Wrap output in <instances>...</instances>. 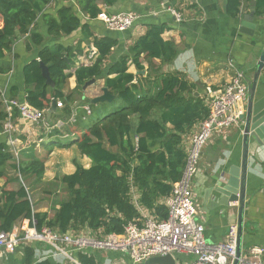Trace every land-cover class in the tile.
I'll use <instances>...</instances> for the list:
<instances>
[{
    "label": "trees",
    "instance_id": "16d2710c",
    "mask_svg": "<svg viewBox=\"0 0 264 264\" xmlns=\"http://www.w3.org/2000/svg\"><path fill=\"white\" fill-rule=\"evenodd\" d=\"M52 1L0 0V19L3 21L0 58L12 52L18 36L26 35L28 51L40 46L38 58L23 67L25 100L49 112H54L53 100H61L64 104L61 115L69 119L73 114L72 104L77 100L76 92L81 93L84 84L95 78L104 79V86L115 96L112 102L120 107L98 117L93 123L85 121L88 115L85 110L76 113V122L79 121L82 133L67 134L68 137L76 135L72 141L61 142L55 137L69 130L55 129L50 139L61 146L75 144L80 154L91 160L90 166L76 162L73 173L56 177V186L66 190L68 196L57 202L59 207L53 205L52 212L37 211L30 189L23 183L17 189L4 187L0 194V232L11 231L20 219L27 218L35 220L39 229L48 226L65 232L87 226L105 233H121L127 222L142 217L138 206L161 219L166 218L168 210L162 201L183 174L187 156L184 139L209 114L206 97L195 93L196 84L190 82L183 72L156 71L154 59H160L161 64L169 63L178 54L174 42L162 36L165 25L151 24L146 33L129 46L126 54L108 64V57L118 40L95 36L71 5L58 7L56 16L46 12ZM100 1L106 4L116 2L77 0L81 12L90 19L97 18L101 12ZM228 2L230 13L239 12L241 0ZM255 14L264 17V0H256ZM40 15L48 34L54 39L81 28L85 38H90L97 49L93 62L82 64L71 72L77 57L84 51L81 41L75 45L47 44L37 29ZM40 61L48 66L55 86L46 84ZM144 61L148 62L147 69ZM131 65L136 67L137 74L129 71ZM9 70L10 67L0 65V73ZM73 75L77 85L71 89L69 79ZM19 90L17 86H11L7 89V96L20 99ZM18 115L19 110L15 109V116ZM6 116L5 109L0 107V130ZM84 121L86 124H82ZM51 144L46 147L50 148L48 145ZM10 148L7 139L0 142V177L12 168L17 169L23 180H31V187L40 183L45 174V160L36 155L34 147L25 149L23 158L18 160ZM13 180L19 182L18 178ZM133 194L137 195L138 204ZM35 245L23 247L22 264H56L52 258L35 262ZM76 257L82 264H97L95 257L89 254L79 252Z\"/></svg>",
    "mask_w": 264,
    "mask_h": 264
},
{
    "label": "crops",
    "instance_id": "0c3cea01",
    "mask_svg": "<svg viewBox=\"0 0 264 264\" xmlns=\"http://www.w3.org/2000/svg\"><path fill=\"white\" fill-rule=\"evenodd\" d=\"M228 3V0H116L113 4H106L100 1L101 12L108 14L135 12L137 14V19L133 26L125 31L110 30L101 20L88 18L81 12L77 0H53L47 6L46 12L56 16L58 7L71 5L81 17L82 22L88 23L90 31L95 36H110L117 39L118 44L111 51L107 60L108 64L126 54L129 46L139 36L145 34L151 24L165 25L166 28L162 36L165 40L174 42L178 49V54L169 63L161 64L160 59H154L156 71L183 72L190 82L196 84L197 91L195 93L205 96L208 87L213 89L222 87L232 79L237 71H243L247 81L252 79L264 47V17L255 14L254 21L258 26L254 30L247 28V26H242L245 15L255 8L256 0H241L239 12L236 14L230 13ZM169 7L181 12L183 20L177 21ZM2 25L3 21L0 19V27ZM37 29L44 35L46 43L49 45L54 43L75 45L81 41L84 51L77 57L75 64L70 69L71 72H74L82 64L89 65L93 62V60L88 62V54L89 49L95 46L90 38H85L81 28L70 35L54 39L48 34L46 23L42 15H40L37 21ZM250 30L253 33H250ZM39 50L40 46H35L31 51L26 50V35L18 36L14 42L12 52L7 53L4 58H0V65L10 67L9 71L0 73V86L7 89L11 86H17L20 89L18 97L21 101H26L23 67L32 59L38 58ZM144 64L147 69L148 62L144 61ZM129 71L137 74L134 65L130 66ZM144 73H146V70ZM143 75L145 76V74ZM101 80L104 87V79ZM260 81H264V69L260 74ZM69 83L71 89L76 87L75 75L69 79ZM86 88L83 87L81 93L76 92L77 100L72 104L73 114L80 113L81 111H78L80 108L86 111L87 106L91 109L88 102L80 105L82 101L86 100ZM0 107H3L1 100ZM52 110L54 112L46 111L45 116L49 120L50 117L55 119L52 122L48 123L46 121V124H43L45 127L44 132L37 134L36 128H39L41 123L37 125L23 118H18L16 119L17 130L13 135L14 144L9 141V138L4 133H0V142L7 139L8 144H12H10L11 151L18 146L20 158L25 149L33 146L36 155L42 158L41 155L37 154V152L41 153L42 149H37L43 147L47 148V152L53 151L59 143H55L54 139H50L51 134L57 128L69 130L68 126L71 123L69 119L73 116L62 121L61 119H64V117L61 115V109ZM45 120L43 123H45ZM59 120L62 121L61 124ZM198 125L199 123L190 132L195 131ZM50 127L51 131H49ZM32 129L35 130L33 136L27 138V134L33 132ZM70 132L73 133L69 131L64 135L60 134L55 137L60 141L62 139H71L72 141L76 138V135L68 137L67 134ZM189 136L184 139L185 143ZM50 142L52 143L48 145L50 148L46 147V144ZM254 146L255 144L251 143L246 178V202L241 235L242 251H247L255 245L264 246V145L258 150ZM78 154L81 160L79 163L83 164V161H87V164L83 165L89 167L91 160L86 156H82L80 152ZM242 156L243 126L241 120L222 131V133L214 134L203 148L199 164L200 170L193 181V189L197 198V217L205 226V239L210 244L220 243L225 240L230 223H238L239 208L237 202H231L229 206L212 208L210 206L211 201L209 202L205 199L206 190L213 186L216 181H219L221 177L228 178L233 166L241 165ZM46 165H48L47 162H45V173ZM6 175L0 177V194L4 187L17 189L19 186L17 181L8 182ZM43 180L44 176L42 182ZM61 199L63 198L54 200L51 203L48 201L45 203L37 202L34 208L37 211L52 212L51 208L53 205L59 207L57 202ZM26 220L27 218L20 219L15 226H26ZM88 252L95 257L97 264H134L130 256H126L128 262H125L123 258L120 260L116 259V255H125L120 251L90 250ZM23 256L22 250L14 254H4L0 249V264H22ZM34 257L35 262H39L37 256ZM174 257L176 264H191L196 259L195 255L183 252H176ZM56 264L61 263L56 262Z\"/></svg>",
    "mask_w": 264,
    "mask_h": 264
},
{
    "label": "built area",
    "instance_id": "2783aa9c",
    "mask_svg": "<svg viewBox=\"0 0 264 264\" xmlns=\"http://www.w3.org/2000/svg\"><path fill=\"white\" fill-rule=\"evenodd\" d=\"M169 10L177 21L183 20L182 13L177 9L169 7ZM97 19L104 22L110 30L125 31L133 26L137 14L135 12L117 14L101 12ZM96 56L97 49L92 47L89 49L88 62L94 60ZM248 90L249 83L243 71H237L229 82L218 89L207 88L205 97L209 114L187 140V156L183 174L173 184L171 193L162 201L168 210L166 218L161 219L155 213L138 206L142 217L127 222L121 233H105L101 229L92 230L87 226L65 232L48 226L39 229L35 225V220L27 219L26 226H14L9 232H0V249L4 254H14L26 245L36 244L34 251L38 261L52 258L61 264L67 262L82 264L76 254L79 252L89 254L90 250L120 251L128 254L134 264H144L153 256L167 254L174 256L176 252L195 255L196 259L191 264H234L239 240L238 223H230L223 242L208 243L205 239V226L197 217V198L193 181L200 170L199 164L204 146L214 134L222 133L231 125L237 124L240 116L245 113ZM0 93L1 103L7 113L0 133L7 134L9 141L14 144L13 135L17 130L16 119L23 118L39 125L45 120L48 109H40L27 101L8 97L7 88L2 86H0ZM56 102L57 108H63L64 104L61 100ZM15 109L19 110L18 116H15ZM91 112L90 107L87 106L86 113L91 114ZM72 115L69 120L74 122L76 114ZM61 120H59L60 124ZM32 130L33 132L27 134V138L33 136L35 130ZM12 153L17 160L20 158L18 146L14 147ZM133 198L138 204L136 194H133ZM239 264H264V246L255 245L247 251H242Z\"/></svg>",
    "mask_w": 264,
    "mask_h": 264
},
{
    "label": "water",
    "instance_id": "95a60500",
    "mask_svg": "<svg viewBox=\"0 0 264 264\" xmlns=\"http://www.w3.org/2000/svg\"><path fill=\"white\" fill-rule=\"evenodd\" d=\"M255 20V8L251 12L245 15L242 21V26H247L252 30L256 29L258 24ZM250 30V33H253ZM42 68V75L46 80V84L55 86L54 81L50 76L48 66L40 61ZM264 69V47L260 55V59L257 63V69L252 79L248 80V100L246 105V111L240 116V120L243 126V156L240 166H233L228 178L221 177L219 181L209 187L205 193V199L211 201L210 206H229L231 202H237L239 208L238 215V227H239V240L237 249V258L234 264H239V257L242 252L241 235L243 228L244 209L246 202V178L249 163V154L251 143L255 144L254 148H258L264 145V81H260V74ZM96 81L95 78L87 81L84 84V88L91 85ZM115 96L109 91L107 87L102 88V93L94 96L91 99L92 103L98 102H112ZM52 108L57 109V102L53 100ZM145 264H176V259L171 254L164 256H153L145 261Z\"/></svg>",
    "mask_w": 264,
    "mask_h": 264
},
{
    "label": "rangeland",
    "instance_id": "374dc122",
    "mask_svg": "<svg viewBox=\"0 0 264 264\" xmlns=\"http://www.w3.org/2000/svg\"><path fill=\"white\" fill-rule=\"evenodd\" d=\"M103 83L101 79H96L94 83L91 85H88L86 88L87 97L85 101H82L80 105H82L85 102H88L91 106V114L86 115L85 112V121L87 123H93L96 121L98 117L103 116L104 114H107L117 108L120 107V104L116 102H98V103H92L90 100L96 96L102 93ZM90 102H89V101ZM89 107V106H88ZM84 109L80 108L78 111H83ZM55 118L50 117V120L46 118L45 123L41 122L39 128H36L37 134H40V132H44L45 127L43 124H46V121L52 122ZM83 122L82 124H86V122ZM69 131H72L76 133L77 135H80L82 133L81 126L79 124V121L75 124H70L68 126ZM71 139H62L61 142H67ZM37 149V148H36ZM42 149L41 153L37 152L39 156L41 155L42 158L45 160V162L48 163L46 165V173L44 174V180L41 181L37 185L31 187L30 182L31 180H23V177L21 174L17 171V169L8 168L7 172L8 174L7 179L9 181H17L13 180L14 178H18L19 182L18 184L23 183L27 188L30 189L31 194V200L34 204V206L37 204V202H43L45 203L48 201L49 203L53 202L54 200H58L60 198H66L68 196L66 190L62 189L60 186H56V176H61L63 174H69L71 173L76 166V162H81L80 155L78 154L77 146L73 143L64 146L57 145L55 146L54 150L47 152V148H38L37 150ZM23 156L21 155V159ZM13 163V162H12ZM83 164L86 165L87 161H83ZM75 165V166H74ZM196 177H194L195 180ZM37 198L38 201H37ZM196 199V198H195ZM36 207V206H35ZM126 256L129 257L128 254H125L124 256L116 255V259L123 258L125 262H128V259ZM67 264H72L71 262H67Z\"/></svg>",
    "mask_w": 264,
    "mask_h": 264
}]
</instances>
